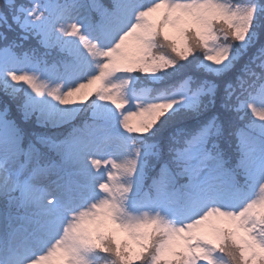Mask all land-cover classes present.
Masks as SVG:
<instances>
[{
    "label": "snow or ice",
    "instance_id": "obj_1",
    "mask_svg": "<svg viewBox=\"0 0 264 264\" xmlns=\"http://www.w3.org/2000/svg\"><path fill=\"white\" fill-rule=\"evenodd\" d=\"M0 41V264H264V0H0Z\"/></svg>",
    "mask_w": 264,
    "mask_h": 264
},
{
    "label": "trees",
    "instance_id": "obj_2",
    "mask_svg": "<svg viewBox=\"0 0 264 264\" xmlns=\"http://www.w3.org/2000/svg\"><path fill=\"white\" fill-rule=\"evenodd\" d=\"M24 2H27V0H24ZM9 35L11 36V35H13V34L10 33ZM2 44H3V42L0 41V46H2ZM30 44H34V41H32V42H30V43H26V44H25V47L30 46ZM53 55H55V52L53 53ZM150 175H154V173H151ZM149 183H150V180H149Z\"/></svg>",
    "mask_w": 264,
    "mask_h": 264
}]
</instances>
